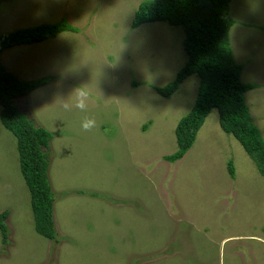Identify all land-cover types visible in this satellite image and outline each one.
I'll return each mask as SVG.
<instances>
[{"label":"rangeland","instance_id":"374dc122","mask_svg":"<svg viewBox=\"0 0 264 264\" xmlns=\"http://www.w3.org/2000/svg\"><path fill=\"white\" fill-rule=\"evenodd\" d=\"M149 0H0V34L65 20L78 31L4 51L22 81L47 78L16 98L52 135L47 154L55 239L36 233L16 139L0 123V212L8 243L0 264H264V177L216 110L178 161L174 129L191 109L197 78L164 98L187 58L184 32L166 22L131 28ZM230 47L245 101L264 139V0H232ZM88 108H63L77 88ZM1 109V107H0ZM94 118L96 127L81 128ZM234 175L228 173V163Z\"/></svg>","mask_w":264,"mask_h":264},{"label":"trees","instance_id":"16d2710c","mask_svg":"<svg viewBox=\"0 0 264 264\" xmlns=\"http://www.w3.org/2000/svg\"><path fill=\"white\" fill-rule=\"evenodd\" d=\"M231 0H149L141 2L131 21V28L145 23L166 22L180 26L184 32L183 50L186 62L174 80L155 87L157 94L170 96L188 77L197 78L194 103L189 112L176 124L174 136L176 151L164 156L169 163L180 160L192 147L206 117L214 109L220 129L235 138L253 160L264 177V139L253 123L246 105V92L255 84L240 79L241 65L235 63L230 47L229 31L233 20L229 17ZM78 29L59 20L38 26L21 28L0 34V56L13 47L37 44L57 37L62 32ZM48 81L47 78L22 81L8 71L0 60V123L16 139L18 164L29 195L34 230L53 241V193L48 180L49 157L47 149L52 135L37 126L27 114L19 110L15 99L30 94ZM228 173L234 175L231 162ZM8 211L0 212V236L8 243L5 223Z\"/></svg>","mask_w":264,"mask_h":264},{"label":"clouds","instance_id":"9594fccd","mask_svg":"<svg viewBox=\"0 0 264 264\" xmlns=\"http://www.w3.org/2000/svg\"><path fill=\"white\" fill-rule=\"evenodd\" d=\"M72 94H74V98L71 103L65 102L63 104V108L67 111L72 110L73 108L79 109L80 111H86L88 108V102L90 99V93L85 87L77 88ZM96 121L94 118H85L81 121V128L85 131H90L95 128ZM55 227V223H54Z\"/></svg>","mask_w":264,"mask_h":264},{"label":"crops","instance_id":"0c3cea01","mask_svg":"<svg viewBox=\"0 0 264 264\" xmlns=\"http://www.w3.org/2000/svg\"><path fill=\"white\" fill-rule=\"evenodd\" d=\"M231 1H232V0H231ZM33 27H34V26H33ZM25 28H27V27H25ZM231 28H232V26H231ZM231 28H230V29H231ZM57 36H58V35H57ZM6 211H7V210H6ZM1 212H2V211H1ZM54 223H55V221H54Z\"/></svg>","mask_w":264,"mask_h":264}]
</instances>
